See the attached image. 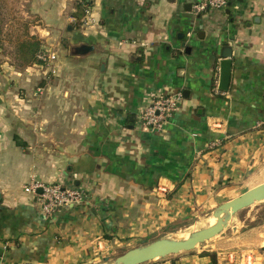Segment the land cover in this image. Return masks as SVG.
<instances>
[{
  "label": "crops",
  "instance_id": "crops-1",
  "mask_svg": "<svg viewBox=\"0 0 264 264\" xmlns=\"http://www.w3.org/2000/svg\"><path fill=\"white\" fill-rule=\"evenodd\" d=\"M197 2L20 0L30 35L56 58L20 66L0 39V264H102L264 182V0L199 14ZM225 42L232 79L215 93ZM82 44L93 49L76 54ZM176 93L163 129H144L151 98ZM32 178L90 196L47 215L24 191ZM256 233L248 264H264ZM219 249L144 264H237Z\"/></svg>",
  "mask_w": 264,
  "mask_h": 264
},
{
  "label": "water",
  "instance_id": "water-1",
  "mask_svg": "<svg viewBox=\"0 0 264 264\" xmlns=\"http://www.w3.org/2000/svg\"><path fill=\"white\" fill-rule=\"evenodd\" d=\"M91 49H93L92 46L82 44L75 47V52L76 54H85ZM221 56L219 89L228 91L233 70V47L229 45L228 42L223 43V52ZM39 192H41V190H39ZM262 201H264V182L222 203L213 212V216L217 218L214 224L194 231L188 237H161L155 239L146 244L126 250L114 260H111L110 257H106L105 262L102 264H144L169 255L194 250L200 244L214 238L222 232L229 225L236 213Z\"/></svg>",
  "mask_w": 264,
  "mask_h": 264
},
{
  "label": "rangeland",
  "instance_id": "rangeland-1",
  "mask_svg": "<svg viewBox=\"0 0 264 264\" xmlns=\"http://www.w3.org/2000/svg\"><path fill=\"white\" fill-rule=\"evenodd\" d=\"M19 4L20 0H0V23L9 24L6 30L1 29L0 24V39L6 41L5 44H7V49L11 46L15 49L16 47L13 44L16 43L17 38L23 37L25 33V28L22 25V23L26 21L25 15L19 12ZM2 8H5L6 12H3ZM10 26H12V28H10ZM19 26L20 28H18ZM16 64L22 66L21 62H16ZM212 218L213 214L202 216L200 220L189 225L175 237H188L192 232L210 225ZM262 229L264 231V201L255 203L236 213L229 225L222 232L214 238L200 244L198 247L204 244L208 245L209 248L212 246L222 248L223 250H219H222L221 252L224 253L225 261L226 259L232 258L236 260L237 264H248V262L251 263L252 261L254 251L259 249L255 246V240L258 236L256 232ZM126 250L127 249H123L119 251L111 260H114ZM230 254H232V256H230Z\"/></svg>",
  "mask_w": 264,
  "mask_h": 264
},
{
  "label": "built area",
  "instance_id": "built-area-1",
  "mask_svg": "<svg viewBox=\"0 0 264 264\" xmlns=\"http://www.w3.org/2000/svg\"><path fill=\"white\" fill-rule=\"evenodd\" d=\"M227 2L228 0H198L194 8L195 12L199 14L209 9H223ZM90 15V9L87 8L85 16L82 18L85 24H90ZM37 57L40 63L51 65L56 58V54L43 47ZM52 71H55V69L53 68ZM214 91L215 93L221 92L219 78L216 81ZM181 98V93L158 94L152 97L139 113V123L144 129L161 131L165 123L178 110ZM24 191L34 195L40 209L47 215H52L59 209L81 205L90 196V191L87 188L68 186L62 182L44 183L36 178H32L24 185ZM228 260L233 261L232 258Z\"/></svg>",
  "mask_w": 264,
  "mask_h": 264
},
{
  "label": "trees",
  "instance_id": "trees-1",
  "mask_svg": "<svg viewBox=\"0 0 264 264\" xmlns=\"http://www.w3.org/2000/svg\"><path fill=\"white\" fill-rule=\"evenodd\" d=\"M77 9L78 11L76 13V16L79 19L83 18L85 16L86 9L85 7H83L82 3H77ZM22 25L25 28V33L23 37L17 38L15 47L18 56L22 59L21 64L25 66L31 65L38 60L37 55L40 50L41 41L37 37L30 35L28 29L29 24L27 22H23ZM18 28H20V26Z\"/></svg>",
  "mask_w": 264,
  "mask_h": 264
},
{
  "label": "bare ground",
  "instance_id": "bare-ground-1",
  "mask_svg": "<svg viewBox=\"0 0 264 264\" xmlns=\"http://www.w3.org/2000/svg\"><path fill=\"white\" fill-rule=\"evenodd\" d=\"M216 221H217V218L213 216L212 221H211V224H214ZM193 224H194V223H193ZM193 227H194V225H193ZM196 231H197V230H196Z\"/></svg>",
  "mask_w": 264,
  "mask_h": 264
}]
</instances>
